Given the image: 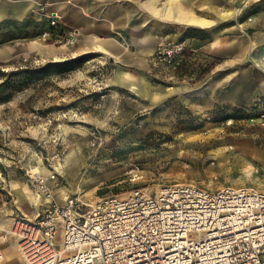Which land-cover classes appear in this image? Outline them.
Here are the masks:
<instances>
[{"label":"rangeland","instance_id":"1","mask_svg":"<svg viewBox=\"0 0 264 264\" xmlns=\"http://www.w3.org/2000/svg\"><path fill=\"white\" fill-rule=\"evenodd\" d=\"M182 1L208 25L169 27L145 70L123 76L126 59L73 56L77 43L43 37L45 4L56 0L37 1L18 19L12 6L30 2L0 0V237L8 264H24L12 219L33 218L47 193L51 203H91L173 184L264 192V0ZM41 43L53 52L39 54L33 46Z\"/></svg>","mask_w":264,"mask_h":264},{"label":"built area","instance_id":"2","mask_svg":"<svg viewBox=\"0 0 264 264\" xmlns=\"http://www.w3.org/2000/svg\"><path fill=\"white\" fill-rule=\"evenodd\" d=\"M43 37L74 46L80 34L49 17ZM9 234L24 264H264V192L173 184L91 203L67 197L31 219L14 217Z\"/></svg>","mask_w":264,"mask_h":264},{"label":"crops","instance_id":"3","mask_svg":"<svg viewBox=\"0 0 264 264\" xmlns=\"http://www.w3.org/2000/svg\"><path fill=\"white\" fill-rule=\"evenodd\" d=\"M27 1L30 3L13 5L12 12L8 14L13 18H21L40 0ZM56 1L45 4L42 16L62 18L67 27L78 31L79 41L69 48V53L78 57L93 55L126 59L131 70L121 69L123 76L126 71L140 73L145 70L146 59L155 53L159 42L171 33L169 27L180 29L184 25H208L191 14V4L182 0ZM115 33L121 35L122 44L114 38ZM127 48L130 50L126 51ZM33 49H37L39 54L53 52L43 43L34 45ZM129 88L135 94L139 92L134 86Z\"/></svg>","mask_w":264,"mask_h":264},{"label":"bare ground","instance_id":"4","mask_svg":"<svg viewBox=\"0 0 264 264\" xmlns=\"http://www.w3.org/2000/svg\"><path fill=\"white\" fill-rule=\"evenodd\" d=\"M80 159V158H79ZM81 161V160H80ZM46 198L48 199V203H49V198H48V196L46 195ZM1 239H3L4 238V236H1L0 237ZM5 259H6V257H5Z\"/></svg>","mask_w":264,"mask_h":264}]
</instances>
